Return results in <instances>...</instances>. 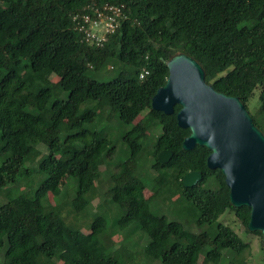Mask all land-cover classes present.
<instances>
[{"label": "trees", "instance_id": "1", "mask_svg": "<svg viewBox=\"0 0 264 264\" xmlns=\"http://www.w3.org/2000/svg\"><path fill=\"white\" fill-rule=\"evenodd\" d=\"M107 4L127 18L91 43L78 23ZM179 52L247 108L259 89L251 114L264 132V0H0V190L26 188L0 202V264H237L251 245L228 212L262 236L211 150L183 148L181 106L152 107ZM190 171L200 184L184 185Z\"/></svg>", "mask_w": 264, "mask_h": 264}, {"label": "water", "instance_id": "2", "mask_svg": "<svg viewBox=\"0 0 264 264\" xmlns=\"http://www.w3.org/2000/svg\"><path fill=\"white\" fill-rule=\"evenodd\" d=\"M169 76L152 99V107L174 114L180 127L190 129L183 148L197 145L211 150L208 166L221 169L235 207L251 208L250 231H261L264 247V132L255 123L246 104L238 96L218 91L206 81V71L192 55L179 52L168 61ZM159 160L167 163L173 151L164 149ZM202 171H190L187 187L203 180Z\"/></svg>", "mask_w": 264, "mask_h": 264}, {"label": "rangeland", "instance_id": "3", "mask_svg": "<svg viewBox=\"0 0 264 264\" xmlns=\"http://www.w3.org/2000/svg\"><path fill=\"white\" fill-rule=\"evenodd\" d=\"M53 79L57 80L56 76H52ZM259 106V89H257L255 91V93L253 94V96L250 98L249 102H248V109L249 111L254 114L256 112V110L258 109ZM148 143V141H147ZM121 144V143H120ZM149 144V143H148ZM42 151H46V147L44 145L39 147ZM118 154V153H117ZM149 153H145V155H143L141 160H147L146 158L148 157ZM36 156V155H34ZM116 156V155H115ZM151 156V155H150ZM115 158V157H114ZM152 159V156H151ZM150 160V159H149ZM148 161V160H147ZM149 163V162H148ZM28 164V163H27ZM149 166V165H146ZM113 168V166L111 167ZM106 175V173L103 174V177H101L99 179V182L96 185V189H95V193L96 196L98 197L99 195L105 193L107 187H106V178L104 177ZM37 176H30V181L33 182ZM39 180V178H37ZM69 180H71L69 177L63 179L61 185L63 187L66 186L67 182L69 183ZM23 186H18L17 184H9L6 185L4 187L1 188L0 190V202L4 201V199L6 200L9 199L11 196V192H17V190H25L26 188ZM151 193V191L148 189L146 190V194L149 195ZM177 197V195H174L173 197H170L168 199L167 202L164 203V206H168L170 202H172L175 198ZM98 198H96L93 202V204L91 205V207H89V210H94L95 206L98 204ZM99 209L97 208V211L94 210L93 213H98ZM81 216L78 217V219H80ZM221 220L224 221L226 224H229L232 226V228L246 241H248L251 245L250 249L248 251H246L244 254L242 255H236L233 257V260L237 263V264H264V250L262 249V236L258 235V234H253V233H248L245 230L244 225L242 224V222L237 218V216L235 215L234 212H228L225 215H223L221 217ZM120 237H124V232L121 233ZM136 249V248H134ZM232 259V258H231Z\"/></svg>", "mask_w": 264, "mask_h": 264}, {"label": "built area", "instance_id": "4", "mask_svg": "<svg viewBox=\"0 0 264 264\" xmlns=\"http://www.w3.org/2000/svg\"><path fill=\"white\" fill-rule=\"evenodd\" d=\"M95 16L85 14L83 21H79L80 32H83L86 40L89 42L100 43L107 39V34L115 32L122 21L127 18L122 7L114 4H107L101 8L95 9ZM149 73L146 69L141 73V77Z\"/></svg>", "mask_w": 264, "mask_h": 264}, {"label": "clouds", "instance_id": "5", "mask_svg": "<svg viewBox=\"0 0 264 264\" xmlns=\"http://www.w3.org/2000/svg\"><path fill=\"white\" fill-rule=\"evenodd\" d=\"M124 20H125V19H124ZM123 22H124V21H122V23H123ZM122 23H121V25H122ZM120 27H121V26H120ZM120 27H119V28H120ZM119 28H118V29H119ZM118 29H117V30H118ZM117 30H116V31H117ZM116 31H115V32H116ZM115 32H113V33H115ZM113 33H110V35H112ZM108 36H109V35L107 34V39H108ZM107 39H106V40H107ZM106 40H105V41H106Z\"/></svg>", "mask_w": 264, "mask_h": 264}]
</instances>
